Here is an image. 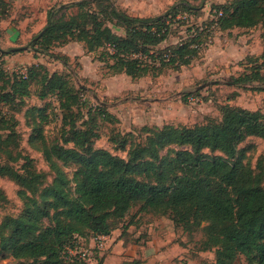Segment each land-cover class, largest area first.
Listing matches in <instances>:
<instances>
[{
  "label": "trees",
  "instance_id": "1",
  "mask_svg": "<svg viewBox=\"0 0 264 264\" xmlns=\"http://www.w3.org/2000/svg\"><path fill=\"white\" fill-rule=\"evenodd\" d=\"M114 1L75 0L51 10L47 25L33 41V50L46 54L52 47L81 42L88 52H98L107 72L125 73L136 80L191 65L212 43V26L223 32L259 25L264 30V0L213 3L210 17L200 24L190 20L200 15V8L187 1L152 17L131 15ZM73 7L79 12L67 19L66 12ZM112 25L123 32L116 33ZM180 29L185 34L171 42L170 37ZM4 55L0 50V59ZM246 59V65L254 62ZM256 65L259 71L253 72L251 67L228 83L239 87L261 83L262 63ZM32 84L42 86L39 98L57 97L62 119L70 112L76 116L66 130L65 142L72 146L55 145L54 149L58 159L78 165L76 187L73 190L71 180L58 171L54 183L41 189L44 175L35 169L31 157L23 156L17 133L4 123L0 127V157L5 155L13 162L24 159L25 163L20 172L0 161V175L24 188L21 194L26 209L21 216L6 219L4 226L10 227V233L0 244L1 253L11 251L20 264H87L81 253L69 255V250L79 248L78 237L89 240L111 235L114 220L142 203L143 209L168 214L185 228L206 224L204 243L216 248V264H235L239 255L245 256L248 264H264V160L259 163L261 171L256 172L243 162L244 150L239 147L250 136L264 139L263 111L226 103L220 107L222 118L218 121L117 130L118 137L111 142L118 144L117 149L127 150L124 158L95 148L99 137L96 117L113 122L119 118L106 102L97 99L96 106L89 105L87 86L78 88L64 73L50 71L43 63H33L26 73H9L0 61L1 103L23 102L31 94ZM0 120L7 118L0 116ZM142 131L147 134L145 139L138 137ZM39 135L47 161L57 167L41 131ZM170 145L184 150L172 158L162 155ZM205 149L222 155H211ZM34 195H39V200ZM3 199L0 189V204ZM124 264L142 263L129 259Z\"/></svg>",
  "mask_w": 264,
  "mask_h": 264
},
{
  "label": "rangeland",
  "instance_id": "2",
  "mask_svg": "<svg viewBox=\"0 0 264 264\" xmlns=\"http://www.w3.org/2000/svg\"><path fill=\"white\" fill-rule=\"evenodd\" d=\"M72 1L75 0H0V50L6 52L0 61L9 73L26 72L33 63H43L50 71L64 73L78 88L87 86L90 91L85 98L89 105L96 106L97 99L106 102L119 122L96 117L95 130L99 137L95 138V148L108 149L127 158V150L117 149L118 144L111 142V138L118 137L117 130L139 131L145 125L195 126L209 123L212 119L218 121L222 118L220 107L226 103L264 112V90L256 89L264 87V77L261 83L243 87L228 83L232 77L244 76L251 67L253 72L259 71L256 65L259 63H262L264 75V58L259 60L264 54L261 25L250 29L235 28L230 32L219 31L212 26V43L191 65L180 70L168 69L157 77L133 80L125 73L112 75L107 72L108 69L97 58L98 52H88L81 42L52 47L46 54L33 50V41L47 25L49 12ZM182 1L200 8V15L190 17L191 21L200 24L210 17L213 3L229 0H115L114 3L131 15L152 17L164 14ZM78 12V8H70L66 12L67 19ZM112 28L116 33L123 32L115 25ZM183 29L172 35L170 41L177 42L185 34ZM23 47L27 49H19ZM246 58H252L250 60L255 64L248 62L246 65ZM40 89L41 85L32 84L31 94L21 103L19 100L8 105L0 102V116L7 118V121L0 120V127L7 123L17 133L19 150L23 156L31 157L35 169L44 175L41 189L52 185L58 171H62L71 180L74 190V174L78 165L58 159L54 149L55 145L72 146L65 142L66 130L76 116L70 112L67 119L65 116L62 119L57 97L49 94L41 99L38 96ZM86 111L84 108L83 113ZM39 131L44 135L57 167L47 161ZM146 136L144 131L138 134L141 139ZM239 147L244 150L243 162L256 172L261 171L259 163L264 160V139L250 136ZM183 150L170 145L161 154L172 158ZM205 152L222 155L220 151L211 152L209 149ZM0 161L23 172L24 159L13 162L4 155ZM0 189L4 193L0 204L1 244L10 233V227L4 226L6 219L21 216L26 206L21 194L24 188L12 178L0 175ZM34 197L39 200V195ZM205 225L185 228L176 225L170 215L145 210L142 203H136L124 218L114 220V231L110 237L94 238L92 245L78 237L80 246L77 250H69V255L80 252L87 259L91 258L88 264H124L129 258L138 259L142 264H216V248H207L204 243ZM0 264H20V261L13 257L11 251L5 250L0 252ZM235 264L248 262L245 256L239 255Z\"/></svg>",
  "mask_w": 264,
  "mask_h": 264
},
{
  "label": "crops",
  "instance_id": "3",
  "mask_svg": "<svg viewBox=\"0 0 264 264\" xmlns=\"http://www.w3.org/2000/svg\"><path fill=\"white\" fill-rule=\"evenodd\" d=\"M111 235H109V237H110ZM87 242H86V244H89V245H92V243H94V237H91L89 240H86ZM80 253V252H79ZM82 255V254H81ZM83 256V255H82ZM85 257V256H84ZM86 258V257H85ZM89 259V258H88ZM88 259L86 258V260H87V264H88ZM91 259V258H90ZM89 259V261H91ZM129 259H131V258H129ZM128 259V260H129ZM121 264H123V262L121 263Z\"/></svg>",
  "mask_w": 264,
  "mask_h": 264
},
{
  "label": "built area",
  "instance_id": "4",
  "mask_svg": "<svg viewBox=\"0 0 264 264\" xmlns=\"http://www.w3.org/2000/svg\"><path fill=\"white\" fill-rule=\"evenodd\" d=\"M22 73H26V72H22ZM99 237H102V236H99ZM103 238H106V236H103Z\"/></svg>",
  "mask_w": 264,
  "mask_h": 264
},
{
  "label": "water",
  "instance_id": "5",
  "mask_svg": "<svg viewBox=\"0 0 264 264\" xmlns=\"http://www.w3.org/2000/svg\"><path fill=\"white\" fill-rule=\"evenodd\" d=\"M19 49H27V47L19 48Z\"/></svg>",
  "mask_w": 264,
  "mask_h": 264
}]
</instances>
